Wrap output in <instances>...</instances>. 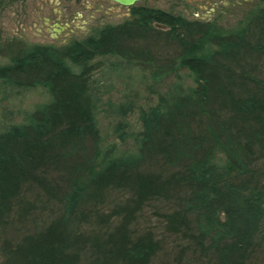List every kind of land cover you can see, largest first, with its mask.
I'll use <instances>...</instances> for the list:
<instances>
[{
	"label": "trees",
	"instance_id": "16d2710c",
	"mask_svg": "<svg viewBox=\"0 0 264 264\" xmlns=\"http://www.w3.org/2000/svg\"><path fill=\"white\" fill-rule=\"evenodd\" d=\"M131 9L61 46L0 45L1 100L46 89L0 118V264H264V2L234 28ZM170 76L132 130L135 81ZM104 106L129 148L105 142Z\"/></svg>",
	"mask_w": 264,
	"mask_h": 264
},
{
	"label": "rangeland",
	"instance_id": "374dc122",
	"mask_svg": "<svg viewBox=\"0 0 264 264\" xmlns=\"http://www.w3.org/2000/svg\"><path fill=\"white\" fill-rule=\"evenodd\" d=\"M264 0H141L135 5H145L167 9L186 18H203L215 22L223 28H234L246 18L247 14L262 5ZM130 8L110 0H18L0 10V45L13 41L17 43H40L61 46L73 39L84 38L105 24L122 22L129 15ZM197 15V16H196ZM6 59L0 57V62ZM183 72L188 73L186 69ZM113 80L111 93L104 95L113 102L121 99L128 88L126 74ZM134 73V72H133ZM136 74L138 72L136 71ZM97 76V73H94ZM172 76L159 83H141L136 80L133 89L138 92L136 108L127 115L132 130L139 129L140 107L154 103L157 91H162L172 80ZM187 84H192L186 77ZM46 89L36 86L20 98L0 99V118L4 120L21 119L22 112L46 98ZM101 109L98 113L99 127L105 142H116L121 149L129 148L132 141H120L114 132L117 117ZM129 128V129H130Z\"/></svg>",
	"mask_w": 264,
	"mask_h": 264
},
{
	"label": "flooded vegetation",
	"instance_id": "af4514ba",
	"mask_svg": "<svg viewBox=\"0 0 264 264\" xmlns=\"http://www.w3.org/2000/svg\"><path fill=\"white\" fill-rule=\"evenodd\" d=\"M141 0H139L138 2H140ZM112 2V1H111ZM138 2H136V3H138ZM112 3H114V2H112ZM136 3H134L133 5H130V6H128L130 9V11H129V15L131 16V12H132V7L133 6H137V5H135ZM138 6H140V7H149V8H156V9H161V10H165V11H167V12H170V13H172L171 11H169V10H167V9H163V8H159V7H151V6H145V5H138ZM172 14H174V13H172ZM183 16V15H182ZM197 16V15H196ZM185 17V16H184ZM189 19V18H188ZM191 19H196V20H201V21H211V20H207V19H203V18H191Z\"/></svg>",
	"mask_w": 264,
	"mask_h": 264
},
{
	"label": "water",
	"instance_id": "95a60500",
	"mask_svg": "<svg viewBox=\"0 0 264 264\" xmlns=\"http://www.w3.org/2000/svg\"><path fill=\"white\" fill-rule=\"evenodd\" d=\"M110 1L118 3L119 5H122V6H130L138 2L139 0H110Z\"/></svg>",
	"mask_w": 264,
	"mask_h": 264
}]
</instances>
